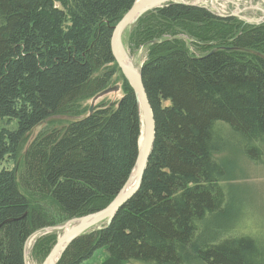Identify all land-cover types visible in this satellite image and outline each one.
Masks as SVG:
<instances>
[{
  "label": "trees",
  "instance_id": "1",
  "mask_svg": "<svg viewBox=\"0 0 264 264\" xmlns=\"http://www.w3.org/2000/svg\"><path fill=\"white\" fill-rule=\"evenodd\" d=\"M135 1L0 0V119L18 126L0 140V264H25L32 235L104 209L131 175L141 117L110 40ZM149 14L158 26L144 24L146 15L137 26L147 35L160 27L168 37L151 43L140 68L155 121L141 186L110 224L75 239L57 264H84L100 250L99 264H264V248L251 236L201 239L227 204L216 154L237 150L253 163L264 154V22L245 25L181 3ZM177 34L211 45L194 56ZM117 74L122 98L90 113L83 102ZM53 117L74 120L29 142Z\"/></svg>",
  "mask_w": 264,
  "mask_h": 264
},
{
  "label": "rangeland",
  "instance_id": "2",
  "mask_svg": "<svg viewBox=\"0 0 264 264\" xmlns=\"http://www.w3.org/2000/svg\"><path fill=\"white\" fill-rule=\"evenodd\" d=\"M188 4L195 3L214 14H234L239 22L245 25H259L264 22V0L248 2L245 0H182ZM52 10H61L59 2L52 1ZM152 12V11H150ZM149 12V13H150ZM146 13L144 24L157 25L155 18ZM142 16V17H143ZM151 19V20H148ZM138 22V21H137ZM137 22L129 26L122 37L124 51L135 69L140 70L147 60V52L152 42L158 38H167L163 31L156 29L154 34H146L144 25L140 28ZM146 24V25H147ZM182 46L192 55H202L207 51L205 40L188 34H177L175 37ZM124 93V84L117 74L108 86L95 97L83 102V107L90 109L100 103L112 104L119 101ZM70 117H53L35 127L28 134V141H32L39 132L49 128H60L67 122L73 121ZM17 123L10 119H0V140H3L9 131L17 128ZM236 150V149H235ZM226 170L227 204L225 212L212 220L209 230L203 231L201 239H222L247 235L257 240L264 248V154L260 163L249 161L240 151L231 149L216 154ZM12 167L9 165V168ZM59 227V226H58ZM57 228V227H56ZM62 231L48 228L36 232L26 242L24 250L25 264H41L46 255L45 247L50 239L56 240ZM104 251H97L84 264H99L104 258ZM130 264H140L132 262ZM200 264V263H196Z\"/></svg>",
  "mask_w": 264,
  "mask_h": 264
},
{
  "label": "water",
  "instance_id": "3",
  "mask_svg": "<svg viewBox=\"0 0 264 264\" xmlns=\"http://www.w3.org/2000/svg\"><path fill=\"white\" fill-rule=\"evenodd\" d=\"M245 1L257 2L263 0ZM171 3H181L192 6L197 5L195 3L188 4L182 0H136L129 11L115 25L111 35L110 51L112 58L137 99L141 117V133L138 140V155L133 171L127 179L123 189L107 207L87 216L71 219L63 225L54 228L55 230L62 231V233L57 238L55 245L41 264H57L63 253L75 239L99 227L100 225L110 224L117 212L138 192L141 186L143 175L155 140V121L141 78L140 70L135 69L128 59L122 45V37L125 30L129 26L135 24L144 14L152 10L162 8ZM216 15L222 18L237 17L234 14L226 16ZM92 109L93 107L89 109L90 113L92 112ZM132 180L134 181V185L131 190L126 192V187Z\"/></svg>",
  "mask_w": 264,
  "mask_h": 264
},
{
  "label": "bare ground",
  "instance_id": "4",
  "mask_svg": "<svg viewBox=\"0 0 264 264\" xmlns=\"http://www.w3.org/2000/svg\"><path fill=\"white\" fill-rule=\"evenodd\" d=\"M133 185H134V181L132 180L131 182H129V185H127V187H126V192H128L129 190H131L132 189V187H133Z\"/></svg>",
  "mask_w": 264,
  "mask_h": 264
}]
</instances>
